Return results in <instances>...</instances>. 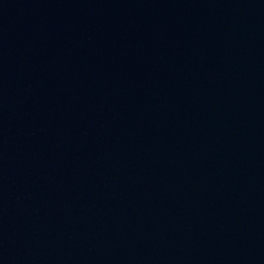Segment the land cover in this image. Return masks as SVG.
<instances>
[{"label": "water", "instance_id": "obj_1", "mask_svg": "<svg viewBox=\"0 0 264 264\" xmlns=\"http://www.w3.org/2000/svg\"><path fill=\"white\" fill-rule=\"evenodd\" d=\"M0 264H264V0H0Z\"/></svg>", "mask_w": 264, "mask_h": 264}]
</instances>
